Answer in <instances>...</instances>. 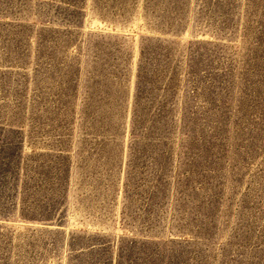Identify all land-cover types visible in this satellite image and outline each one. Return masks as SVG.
Here are the masks:
<instances>
[{
	"label": "rangeland",
	"instance_id": "obj_1",
	"mask_svg": "<svg viewBox=\"0 0 264 264\" xmlns=\"http://www.w3.org/2000/svg\"><path fill=\"white\" fill-rule=\"evenodd\" d=\"M0 264H264V0H0Z\"/></svg>",
	"mask_w": 264,
	"mask_h": 264
}]
</instances>
